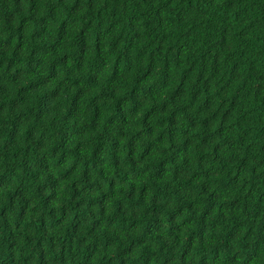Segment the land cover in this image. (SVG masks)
<instances>
[{
  "label": "trees",
  "instance_id": "16d2710c",
  "mask_svg": "<svg viewBox=\"0 0 264 264\" xmlns=\"http://www.w3.org/2000/svg\"><path fill=\"white\" fill-rule=\"evenodd\" d=\"M0 264H264V0H0Z\"/></svg>",
  "mask_w": 264,
  "mask_h": 264
}]
</instances>
